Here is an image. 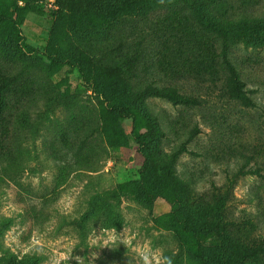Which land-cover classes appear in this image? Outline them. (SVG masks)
<instances>
[{
	"label": "rangeland",
	"instance_id": "obj_1",
	"mask_svg": "<svg viewBox=\"0 0 264 264\" xmlns=\"http://www.w3.org/2000/svg\"><path fill=\"white\" fill-rule=\"evenodd\" d=\"M1 1L0 264H200L171 222L175 206L214 264H264V0L203 5L209 21L262 20L259 37L227 42L197 22L193 6L206 0H147L133 15L117 7L112 28L117 0H75L77 12L67 0ZM138 41L125 83L139 131H156L146 166L131 117L80 70L121 71ZM224 58L253 106L227 95ZM148 84L198 103L138 96Z\"/></svg>",
	"mask_w": 264,
	"mask_h": 264
},
{
	"label": "trees",
	"instance_id": "obj_2",
	"mask_svg": "<svg viewBox=\"0 0 264 264\" xmlns=\"http://www.w3.org/2000/svg\"><path fill=\"white\" fill-rule=\"evenodd\" d=\"M146 1L147 0H117L116 4H112L108 9L109 18L105 22V25L107 26V28L114 27V24L112 22V14L115 8L118 7L126 15H133L142 10V8L147 4ZM67 2L69 3L71 11L77 12L75 0H67ZM196 2L197 0H192V3ZM212 2L213 0H206L204 4L202 3L199 6L194 5L193 12L201 28L205 31L215 32L217 34V37L221 38L223 42H227L230 39L236 38H245V40H250V38L259 37L260 32L263 31L262 29H259V24L262 20L245 18L240 19L230 16H227V19H219L216 21H209L205 19V16L203 14V5H208ZM2 4L3 3L0 0L1 17H3L4 15ZM125 21L126 20L122 21L120 19L119 24L123 25ZM8 24L12 27L13 30H16V26L12 21L8 22ZM224 53L225 51L222 48L220 50V54L224 55ZM141 57V42L138 41L131 50L129 56L125 58L126 60L122 64L121 71L117 70L116 67L111 68L110 64H108L110 69L104 67L91 69L80 66V70L84 80L89 82L93 90L104 98L108 108L116 111L119 115H122L124 117H131L133 122L132 129L135 135V140L138 143V152L143 157L144 166H146V162H148L149 160V153L147 151L150 145H152L150 139H152L156 131L154 133H149L148 126H146L144 131H139L141 118L134 106V100L128 94L129 91L125 83V78L130 79L137 75L136 64L140 61ZM52 60L58 61L59 58H53ZM223 60L227 68V74L224 80V88L227 95L232 99L238 100L244 106H253L254 102L244 90L243 83L239 79L236 68L230 62L225 60V58ZM103 65L107 64L103 63ZM4 85L5 78H2L0 79V92ZM149 95L166 98L173 104L194 105L198 103L197 98H195L194 96L182 94L172 86L157 87L148 84L138 92V96L142 98ZM138 186L141 189L140 191L145 195L146 198L152 199L155 196V194L151 193L150 190L145 187L143 181H140L137 187ZM171 222L176 227H179L182 232L192 237L193 241L191 248L194 256L198 259L200 264H214V262L210 259V256L202 248L201 239L199 237L197 229L181 216L176 206L171 211ZM248 250L252 253L251 257L256 256L258 252V249L254 250L253 248H249ZM35 260V256H26V258H22L21 260H8L7 264H34Z\"/></svg>",
	"mask_w": 264,
	"mask_h": 264
},
{
	"label": "clouds",
	"instance_id": "obj_3",
	"mask_svg": "<svg viewBox=\"0 0 264 264\" xmlns=\"http://www.w3.org/2000/svg\"><path fill=\"white\" fill-rule=\"evenodd\" d=\"M145 264H149L147 257L144 258Z\"/></svg>",
	"mask_w": 264,
	"mask_h": 264
}]
</instances>
